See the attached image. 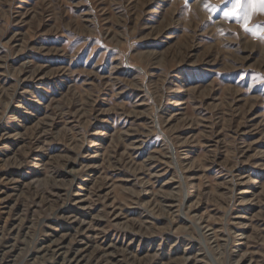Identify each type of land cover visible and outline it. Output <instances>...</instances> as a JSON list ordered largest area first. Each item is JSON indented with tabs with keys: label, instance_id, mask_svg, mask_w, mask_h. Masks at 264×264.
I'll return each mask as SVG.
<instances>
[{
	"label": "rangeland",
	"instance_id": "rangeland-1",
	"mask_svg": "<svg viewBox=\"0 0 264 264\" xmlns=\"http://www.w3.org/2000/svg\"><path fill=\"white\" fill-rule=\"evenodd\" d=\"M229 7L0 0V264H264V13Z\"/></svg>",
	"mask_w": 264,
	"mask_h": 264
},
{
	"label": "snow or ice",
	"instance_id": "snow-or-ice-1",
	"mask_svg": "<svg viewBox=\"0 0 264 264\" xmlns=\"http://www.w3.org/2000/svg\"><path fill=\"white\" fill-rule=\"evenodd\" d=\"M229 2L231 3V7L223 12L225 18L243 15L244 20L247 22L252 13H264V0H245L243 3L242 0H229ZM261 29H264V26L257 25L255 27H250L247 23L244 24V30L251 31L254 34Z\"/></svg>",
	"mask_w": 264,
	"mask_h": 264
}]
</instances>
